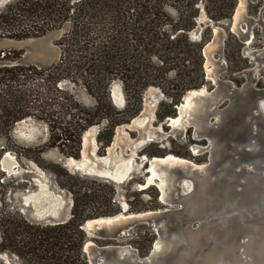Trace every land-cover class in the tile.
Here are the masks:
<instances>
[{"label":"trees","instance_id":"16d2710c","mask_svg":"<svg viewBox=\"0 0 264 264\" xmlns=\"http://www.w3.org/2000/svg\"><path fill=\"white\" fill-rule=\"evenodd\" d=\"M200 2L215 23L231 18L237 4V0H11L0 18L9 25L10 30L3 28L9 37L42 36L66 22L70 29L59 41L58 63L40 69L0 66V157L9 149L1 140H8L11 127L27 117L46 121L50 144L68 156L78 155L88 127L106 120L98 135L104 150L115 127L140 112L143 93L150 86L159 87L169 99L161 103L158 118L174 116L183 96L206 83L203 48L210 28L199 40L190 37ZM231 51L234 57L235 50ZM62 81L82 84L96 104L83 106L60 87ZM115 81L123 84V108L110 97ZM52 170L73 199L71 217L61 224L32 223L10 210L6 199L11 184L2 180L0 170V251L16 253L27 264H89L83 250L87 234L81 227L87 220L120 212L116 184L57 165ZM151 208L156 206L131 204L130 211Z\"/></svg>","mask_w":264,"mask_h":264},{"label":"rangeland","instance_id":"374dc122","mask_svg":"<svg viewBox=\"0 0 264 264\" xmlns=\"http://www.w3.org/2000/svg\"><path fill=\"white\" fill-rule=\"evenodd\" d=\"M10 1L0 0V18L6 14V6ZM241 5L243 6L242 14L238 18V9ZM198 6L200 12L196 20L197 25L193 30L199 28L201 38L203 33L207 32L208 27L210 28V38L203 48L206 83L199 89H193L199 92L196 96V107L186 113V117L182 119L183 125L167 126V117L163 120L158 118L161 103L169 101V99L156 86H150L144 91L140 112L129 122L115 127L111 143L104 150L100 149L102 143L99 142L98 135L107 124L106 120L88 127L81 136L78 155L68 156L62 153L58 146L50 144V127L46 121L36 117L24 118L11 127L8 140L5 138L1 140L2 144L9 147L0 157V170L4 172V182L11 184L6 199L10 210L20 213L32 223L45 224L34 221L36 209H32L30 206L27 208L20 206L21 200L25 196H36L44 187L46 193L43 195L46 196V199L43 200L42 209L46 210L53 204L58 215L70 216L73 205L72 195L60 185L52 167L57 165L69 173L86 176L79 172H73L62 163V159L66 157L80 159L81 153L85 150V160L94 165L104 162V157L107 156V152H110L109 164L117 163L120 165V169H123L124 162L144 155L149 159L173 155L198 165H208L209 175L212 178V183L207 187L210 201L191 214L193 216L201 213L206 215L211 222L206 237L212 235L214 242L226 241L228 239L227 232L231 233L234 230V225L242 220H247L255 225L259 216L264 218V180L261 175L264 173V147L237 140L238 133L243 130L244 122L251 123L253 120L248 115L245 118L244 115L239 116V110L236 107H234L232 115H228L223 122L217 116V112L231 107L230 95L233 92L231 89L240 88L241 83L246 82L241 89L249 87L264 89V0H237L232 17L218 23L209 18L204 3L200 2ZM208 21H211V25H208ZM7 27L9 25L4 26L0 20V51L10 50L12 52L8 59L0 63V66L22 65L48 68L58 63L61 58L62 47L59 41L69 31L70 23L66 22L42 36L25 38L9 37L7 30L10 29ZM238 45H241L239 50H237ZM231 50H235L234 57H232L233 51ZM115 82L112 83L110 91L113 86L119 87L124 98L123 105L112 101L118 108H123L126 105L123 84L120 81ZM59 84L61 88L68 89L75 99L86 108H92L96 104L95 99L82 84L70 81H62ZM189 93L188 91L183 98ZM262 100L264 97L259 95L255 103L258 105ZM220 101L222 103H219ZM253 112L256 114L258 110L254 108ZM137 118L140 119L141 124L136 123L134 127H129L128 124ZM187 118L190 119V123ZM240 120H242L241 124ZM219 127L224 128L223 132L226 137L211 133L212 130ZM18 130H21L22 133L26 131L31 136L30 140L21 139L16 134ZM87 132L89 133L88 143L84 147V136ZM147 136L155 138L148 139L139 147L138 144L143 142L140 140H145ZM212 147L217 150L214 155L211 151ZM247 148L256 155L247 154L245 151ZM8 151L13 157L11 170L1 164L4 154ZM146 167V165L140 164L134 172L129 174L130 180L122 184L115 183L116 199L120 203V207L123 202H126L128 213H139L130 211L131 204L156 206V208L146 211L184 208L180 202L176 204L162 203L158 188L161 182L159 179L154 182L156 185L142 189L141 185L146 177ZM100 168L103 169V167ZM177 168L182 170V174H170L167 192L174 199L180 200L179 194L186 193L182 189L186 180L190 183L189 190L194 191V189L192 180H189L192 175L184 171L183 167ZM200 174H205V171L201 170ZM238 189L245 191L241 197L236 195ZM185 218L181 213L175 212V219L170 224L179 228L178 224H182ZM187 225L194 233L201 226V222L200 219H194L187 222ZM162 229L164 235L169 234L170 230L165 229L164 225H162ZM217 233L221 236H217ZM183 234L182 240H179L176 230H171L168 236L173 235L176 242L184 244L187 243L190 233ZM159 239L160 236L155 226L139 223L132 228L131 233L111 241V243L107 240H94V242L96 246L129 245L137 250V254L141 258H145L148 257L152 244ZM87 240L91 239L87 237ZM150 242L151 246L147 249ZM198 246H202L201 243ZM142 249H145L144 256L140 255ZM124 250L127 251V249ZM97 252L96 247L91 246L85 252L88 261ZM0 259L4 264H27L21 260L19 255L9 251H0Z\"/></svg>","mask_w":264,"mask_h":264},{"label":"water","instance_id":"95a60500","mask_svg":"<svg viewBox=\"0 0 264 264\" xmlns=\"http://www.w3.org/2000/svg\"><path fill=\"white\" fill-rule=\"evenodd\" d=\"M208 25H211V21H208ZM191 37L193 39L200 38V29L197 28L191 32ZM116 84V82H115ZM117 85V84H116ZM233 92L230 95L231 99V107L224 111L217 112L218 119L223 122L228 115H232L234 107H236L239 112V116L242 115L243 108L246 105V102L251 98L252 94L248 93L243 89L232 90ZM264 97V94H259ZM256 96L255 99L258 98ZM111 99L117 103L118 105H123V95L119 96V87H112L110 91ZM184 102V98L181 103H179L176 108V116L175 117H167L166 124L167 126H172L171 121L178 117L182 110V104ZM218 102V101H217ZM219 103H222L220 101ZM255 108L259 111L263 112L259 114V118L264 121V100L260 101L259 104L254 105ZM233 107V108H232ZM235 114V113H234ZM233 114V115H234ZM236 114V115H238ZM136 123H140V119H134L129 125V127H134ZM217 124H219L217 122ZM222 124V123H221ZM223 127L216 128L212 130L211 133L217 136L226 137L223 132ZM16 134L23 140H30L31 136L25 131V133L21 130H18ZM255 136L252 135L250 139L252 140ZM155 137L147 136L143 142H140L139 147L147 142L148 139L152 140ZM251 140L246 141L248 144H253ZM264 147V146H261ZM212 154L214 155L217 150L212 147ZM247 154L256 155L254 152H251L249 148L245 149ZM11 152L8 151L4 154L1 164L4 166V162L10 157ZM12 156V155H11ZM165 155L163 157H152L147 158L145 155L141 157H134L132 160H128L123 163V169H120V165L115 163L113 165L109 164L110 161V152H107V156L104 157V162L97 163L96 165L90 163H82L84 162L83 153H81L80 159H75L74 157H66L62 159V163L65 167L71 169L73 172H79L82 175L93 176L97 178H103L108 181H113L117 184L125 183L130 180V173L134 172L136 167L140 164L146 165L145 173L146 177L141 186L142 189L147 188L150 185H156V183H150L146 185L147 177L150 174L149 167L152 163L158 162L159 160L167 157ZM173 156V155H172ZM214 157V156H213ZM179 158V157H177ZM181 159V158H179ZM184 164L182 165H173L168 166L165 163H161L160 168L164 170L166 177V187L164 188L166 191V195L163 199H160L162 203L165 202L169 204H176L178 202L184 206V208L179 209H164V210H153V211H145L139 213H128V206L126 202L121 204V210L118 214L110 217H99L95 219L87 220L83 223L82 229L86 232L87 237L91 240H87L84 245V252H87L91 246H95L97 249V253L95 256L89 259L90 264H127V260L129 257L135 259V264H150L154 262H158L161 264V261L167 257H172L176 255L187 256V263H191V256L196 259L195 264H199L203 262L206 258H211L214 261V264H264V218L259 216L256 219L255 225L249 223L247 220H242L234 225V230L231 233L227 232L228 239L224 242H214L212 239V235L207 236L208 228L211 226V222L207 219L205 214H200L197 216H193L191 213L196 212L197 209H201L203 205L209 203L210 198L208 196L209 192L207 191V187L212 183V178L209 175V166L208 165H198L194 162L183 159ZM131 161V163L129 162ZM213 161V158H212ZM136 162V164H134ZM100 167H103L101 169ZM177 167H183L184 171L189 172L192 177H189V180L193 182V189H190V183L186 180L183 183L182 189L186 191L185 194H179L180 200L174 199L167 192L168 190V182L170 178V174L181 173L182 170H179ZM204 170L205 174H200V171ZM182 174V173H181ZM264 180V173H261ZM198 178L199 180H197ZM200 181V183H199ZM159 188V187H158ZM160 198H161V189L159 188ZM244 190H236V195L241 197L244 194ZM46 193L45 188L43 187L40 190V193L36 196H25L20 203L22 208H27L30 206L32 209H36V218L34 221L36 222H44L45 224H61L67 222L70 216L58 215L56 210L53 208L54 205H50L48 209L43 210V200L46 199V196L43 195ZM57 203H55L56 205ZM58 205V204H57ZM175 212L181 213L186 218V222H191L194 219H200L201 226L197 231L190 232L189 235L194 234L201 239L197 240L196 244H191L188 240L187 243H184L183 246L178 247L177 242L175 241V237L173 235H164L162 225L165 226V229H170V222L172 223L175 219ZM107 219L111 221L107 223ZM92 222L90 226L88 223ZM139 223H148L157 229V233L160 236V239L156 241L158 244L154 245V248L151 250L148 257L145 259H141L136 255V251L131 248L129 245H106V246H96L94 240H118L122 238L124 235H128L131 233L133 227L138 225ZM162 223V224H161ZM228 226V225H227ZM188 235V236H189ZM217 236H221V234H216ZM183 243V242H182ZM201 243L202 246H198ZM127 249V252L123 250ZM190 260V261H189ZM8 264V263H7Z\"/></svg>","mask_w":264,"mask_h":264},{"label":"flooded vegetation","instance_id":"af4514ba","mask_svg":"<svg viewBox=\"0 0 264 264\" xmlns=\"http://www.w3.org/2000/svg\"><path fill=\"white\" fill-rule=\"evenodd\" d=\"M245 83L246 82H243V83H241L240 84V88H235V90L236 89H241L244 85H245ZM231 90H234V89H231ZM243 90H245V91H247L248 93H250V94H252V96H251V98L246 102V105H245V107L243 108V112H242V115H244L243 117L245 118L247 115L248 116H251V119L253 120L251 123H249V122H244V125H243V127H242V131H240L239 133H238V136H237V140H239V141H248V140H251L250 139V137L252 136V135H254L255 137L251 140L252 141V143H254V144H258V145H260V147L261 146H264V121L261 119V118H259V116H257V115H259V114H262L263 115V112L261 111V110H259L258 111V113H254L253 112V109L255 108V98H256V96L257 95H259V94H264V89H254V88H251V87H249V88H243ZM240 124L242 123V120H240V122H239ZM254 124V125H253ZM170 225V229H167L168 231L170 230H176V231H178V238H179V240H182V236L184 235L183 233H190L191 232V228H190V226H188L187 225V222H186V220L185 221H183V223L182 224H178V226H179V228L178 227H176V226H174V225H171V224H169ZM183 225H184V227H183ZM95 241H97V240H95ZM107 241H110V243H111V241H115V240H108L107 239ZM109 243V242H108ZM155 243H156V241H155ZM155 243H153L152 244V248H151V250L154 248V245H155ZM177 244H178V247H181V246H183V243L181 242V243H179V242H177ZM107 245V244H106ZM106 245H101V246H106ZM110 246V245H109ZM150 246H151V242L149 243V247H147V249L148 248H150ZM131 247V246H130ZM132 248V247H131ZM135 250V249H134ZM136 251V255L139 257V258H141L138 254H137V250H135ZM151 252V251H150ZM150 252H149V254H150ZM145 249L143 250L142 249V251L140 252V255L141 256H144L145 254ZM129 258H130V260H129ZM128 258V260H127V264H135V259H133L132 257H129ZM133 260H132V259ZM146 258V257H145ZM145 258H141V259H145ZM191 259H192V256H191ZM187 256H183V255H174V256H172V257H167V258H165V259H163L162 261H161V264H186L187 262ZM190 261V260H189ZM193 261H194V258H193ZM196 261V260H195ZM150 264H159L158 262H154V263H150Z\"/></svg>","mask_w":264,"mask_h":264},{"label":"bare ground","instance_id":"6f19581e","mask_svg":"<svg viewBox=\"0 0 264 264\" xmlns=\"http://www.w3.org/2000/svg\"><path fill=\"white\" fill-rule=\"evenodd\" d=\"M241 13H242V5L239 7L238 9V14H237V17L239 18L241 16ZM190 93L184 97V102L182 104V110H181V113L179 114L178 117L174 118L172 121H171V124L172 126L174 127H178V126H182L184 122H182V119L184 117H186V113L189 112V110H192L194 109L196 106H195V103H196V96L197 95V92L196 90H191L189 91ZM199 93V92H198ZM119 96H122V94L120 93L119 91ZM198 99V98H197ZM213 112V111H212ZM192 113V112H191ZM191 113H188L189 115ZM194 114V113H193ZM192 114V115H193ZM196 115V114H195ZM188 117V116H187ZM198 118V117H197ZM195 118V119H197ZM188 119V118H187ZM186 120V119H185ZM189 123H190V119H188ZM187 122V121H186ZM196 122V120L194 121V123ZM186 124V123H185ZM184 124V126H185ZM196 124V123H195ZM27 125V124H26ZM31 127H34V126H31ZM36 129V128H34ZM26 130V129H25ZM33 131V130H32ZM88 132L85 134L84 136V147L86 146V144L88 143ZM140 141H144V140H140ZM10 157L4 162V166L5 168H7L8 170H11L12 169V164H13V157L11 155H9ZM86 158V155H85V150H83V159L84 161ZM131 160V159H130ZM133 160V159H132ZM96 162V161H95ZM94 162V163H95ZM131 163V161H129ZM84 163V162H82ZM87 163V161H86ZM161 163H165L167 164L168 166H173V165H183L184 164V160L183 159H179L175 156H172V155H168L167 157L159 160L158 162H154L150 165L149 167V170H150V174L149 176L147 177V181H146V185L150 184V183H154L157 179H159L161 182L159 184V188L161 189V199L164 198V196L166 195V191H165V187H166V177H165V172L164 170H162L160 168V165ZM96 164V163H95ZM94 165V164H93ZM14 170V169H13ZM111 220L110 219H107V223H109ZM90 224H92V222L88 223V225L90 226ZM219 238V237H218ZM200 237L197 236V235H194V234H191L188 236V240L190 241L191 244H196L197 243V240H199ZM223 240V239H222ZM224 241V240H223ZM158 243H156L157 245ZM158 247L159 244H158ZM124 252H127L126 250H123ZM193 258L190 259L191 260V263L190 264H195V258H194V261H193ZM199 264H214V261L211 260V258H206L203 262H200Z\"/></svg>","mask_w":264,"mask_h":264},{"label":"built area","instance_id":"2783aa9c","mask_svg":"<svg viewBox=\"0 0 264 264\" xmlns=\"http://www.w3.org/2000/svg\"><path fill=\"white\" fill-rule=\"evenodd\" d=\"M12 54V52L9 50L7 52L5 51H0V62L5 61L10 55ZM40 69V68H39ZM4 180V179H2Z\"/></svg>","mask_w":264,"mask_h":264},{"label":"crops","instance_id":"0c3cea01","mask_svg":"<svg viewBox=\"0 0 264 264\" xmlns=\"http://www.w3.org/2000/svg\"><path fill=\"white\" fill-rule=\"evenodd\" d=\"M242 8H243V6H242ZM242 14V13H241Z\"/></svg>","mask_w":264,"mask_h":264}]
</instances>
